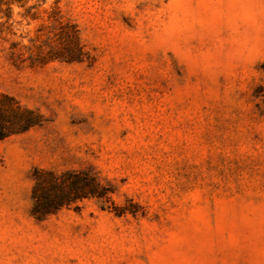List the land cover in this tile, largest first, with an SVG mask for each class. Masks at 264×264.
Here are the masks:
<instances>
[{"label":"rangeland","instance_id":"1","mask_svg":"<svg viewBox=\"0 0 264 264\" xmlns=\"http://www.w3.org/2000/svg\"><path fill=\"white\" fill-rule=\"evenodd\" d=\"M1 95L0 264H264V0H0Z\"/></svg>","mask_w":264,"mask_h":264},{"label":"trees","instance_id":"2","mask_svg":"<svg viewBox=\"0 0 264 264\" xmlns=\"http://www.w3.org/2000/svg\"><path fill=\"white\" fill-rule=\"evenodd\" d=\"M37 116L21 108L11 97H0V141L7 136L25 131L36 124ZM33 190L32 214L40 219L84 198H101L105 189L96 178L84 172H65L59 177L48 174L46 179L36 177ZM48 183V188L43 184Z\"/></svg>","mask_w":264,"mask_h":264}]
</instances>
